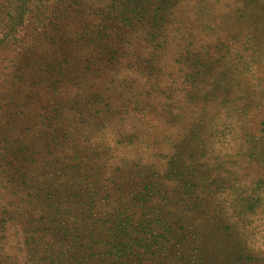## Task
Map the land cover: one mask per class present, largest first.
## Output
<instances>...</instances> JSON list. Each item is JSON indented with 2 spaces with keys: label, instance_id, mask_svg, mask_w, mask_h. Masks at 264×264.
Returning a JSON list of instances; mask_svg holds the SVG:
<instances>
[{
  "label": "trees",
  "instance_id": "trees-1",
  "mask_svg": "<svg viewBox=\"0 0 264 264\" xmlns=\"http://www.w3.org/2000/svg\"><path fill=\"white\" fill-rule=\"evenodd\" d=\"M147 4L153 14L140 0H0V28L24 38L18 54L28 61L5 74L17 82L0 83L2 264H189L203 226L221 244L229 235L264 245V226L248 217L264 221V0ZM217 5L229 39L215 26ZM185 16L196 24L187 43L215 35L222 63L211 50L194 61L181 49L179 68L161 77L176 74L194 118L178 135L151 131L148 88L136 81L162 53L136 45H173ZM204 85L213 91L194 116ZM185 221L188 231L172 227Z\"/></svg>",
  "mask_w": 264,
  "mask_h": 264
},
{
  "label": "rangeland",
  "instance_id": "rangeland-1",
  "mask_svg": "<svg viewBox=\"0 0 264 264\" xmlns=\"http://www.w3.org/2000/svg\"><path fill=\"white\" fill-rule=\"evenodd\" d=\"M141 2H144L145 4V10L149 11V14H153L154 9L152 7H149V4L147 2H153V0H140ZM168 1V0H166ZM219 3L225 2L226 0H218ZM191 6V2H189ZM166 4L161 6V8L165 7ZM218 8L214 9L216 15L218 16V19L214 18L215 26H219L220 30L218 31L219 35L221 37H227L230 38L231 35L235 33H231V26L230 24H227V22L223 21L225 18L226 20V12L225 10L221 9V5H217ZM226 16V17H225ZM186 19L182 20L183 25L181 30H179L176 37H173V39L169 38V41L173 45L168 46L167 48H158L156 45V40L149 39L146 42L139 41L136 45V48L146 51L150 50L151 48L156 50V52L162 53L161 57L156 61L157 66H154V61L151 63L153 65L151 72L149 71V74L151 77L145 76L136 81L137 85H142V83H146L148 90L142 91V94L145 95L144 97H139V99H143L141 104H151L152 113L150 115V130L155 131L157 129H162L165 132L172 131L175 132L177 135L182 131L183 129L188 130L190 128V125L192 123V119L194 117L192 116H186L187 113L184 109L186 105V97L182 95L184 92L181 91V84L173 85L172 79L168 78H162V72L164 71L166 73L174 72L171 71V67H178L179 63L178 59L180 56L181 49L187 48L190 49V52H192L196 55V58L192 59L195 61L199 57H203V52L206 50H211L212 52L216 53L213 55V58L211 61L222 63L221 58L219 55H222V53H218L216 48V44L218 39L215 38V35L205 37V39L200 40L203 36L195 35L196 39L193 43L188 44L187 39L185 37H190L192 28V24L194 23V20L192 17L185 16ZM27 20L34 21L37 19V16L34 14L28 15L26 18ZM197 22L200 25L198 17H196ZM148 23H144V27L142 29H139L138 32L143 31V35H145L146 30H148ZM196 25V24H195ZM231 30V31H230ZM16 38L12 37V33H9V31H2V28H0V83H4L2 81L12 82L15 83L17 80L12 78L10 80H7L5 77V74L9 75L11 74V70H13L18 75V70L20 74L22 73V69H25V64L28 62H24V65L21 66V63L23 62V59L20 57L18 53L21 51L22 44L19 43L20 40L24 39L21 37V35H16ZM125 41L126 36H123ZM209 38L211 40V43H209L210 47L208 49H204L205 45L204 43L209 42ZM215 42V43H212ZM219 44V43H218ZM213 45V46H212ZM220 45V44H219ZM213 49V50H212ZM198 57V58H197ZM224 60V57L222 58ZM173 61H176L177 63H173ZM202 62V61H199ZM210 62V61H209ZM21 66V67H20ZM160 69V72L158 71ZM233 71V69H231ZM159 72V73H158ZM163 72V73H164ZM234 74V73H233ZM15 75V74H14ZM159 77V82L157 83L156 80ZM220 81L222 83L228 82V79L230 78V74L226 71L225 68H220ZM234 78L237 79L234 75ZM225 89H223L224 91ZM213 88L212 86L204 85L201 89V91L195 94L194 97V109L196 113H193L189 111V113H193L194 116H197V113L200 110V106L203 103H206L205 100H207L210 95L212 94ZM224 92H220V94H224ZM182 95V96H181ZM221 97V96H220ZM148 99V100H147ZM149 102V103H148ZM186 143V141H184ZM188 146L190 144H186V148L190 149ZM230 160V159H229ZM52 181V179H50ZM1 193V192H0ZM197 206H201V203H196ZM244 207H247L245 205ZM204 210L207 214H212L214 210V203L212 201H206L204 204ZM185 217H189L187 214H185ZM195 220H200L201 222L207 221L204 217H199L198 215H193ZM248 217L253 218L251 227L258 228L260 225L264 226V221L260 220V217L258 215L251 216V214L248 215ZM189 221H193L192 218H189ZM189 222H178L175 224L176 226H172L173 228H182L183 230H187L190 228V226H187ZM202 225V224H201ZM169 226V225H167ZM171 227V226H170ZM207 228L203 226V230L201 231L199 236L200 245L198 246V251H196L194 246L188 247L187 250L191 254L192 259L196 254H200V258L202 262L200 264H264V245H257L253 241L250 242L249 245L245 243V246H240L234 243H227L229 241V235L226 238V241L221 244L218 243L216 239L209 236V230L206 233ZM187 233V232H186ZM0 241L4 244H8L9 242L5 243V240L3 237L0 238ZM227 243V244H226ZM18 253V250H14ZM192 259L189 261V264H192ZM2 260L0 259V264ZM172 264H182V263H172Z\"/></svg>",
  "mask_w": 264,
  "mask_h": 264
}]
</instances>
